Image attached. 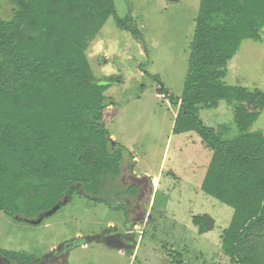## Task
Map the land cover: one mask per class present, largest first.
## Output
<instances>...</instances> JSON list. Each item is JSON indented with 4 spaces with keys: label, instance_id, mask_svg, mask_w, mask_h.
Here are the masks:
<instances>
[{
    "label": "trees",
    "instance_id": "obj_1",
    "mask_svg": "<svg viewBox=\"0 0 264 264\" xmlns=\"http://www.w3.org/2000/svg\"><path fill=\"white\" fill-rule=\"evenodd\" d=\"M10 4V16L0 18V211L30 222L75 193L100 198L106 182L120 176L125 148L104 121L110 85L96 80L86 51L111 17L121 30L141 34L131 17L117 15L115 0ZM263 30L264 0H200L182 95L154 77L175 108L173 134L195 133L213 153L201 189L234 211L221 235L234 264H264V133L249 131L264 92L225 78L242 43L261 42ZM221 101L236 105V138L222 139L200 117ZM125 192L133 196L137 188ZM206 218H193L200 234ZM0 254L11 263L34 261Z\"/></svg>",
    "mask_w": 264,
    "mask_h": 264
},
{
    "label": "rangeland",
    "instance_id": "obj_2",
    "mask_svg": "<svg viewBox=\"0 0 264 264\" xmlns=\"http://www.w3.org/2000/svg\"><path fill=\"white\" fill-rule=\"evenodd\" d=\"M199 5L115 0L117 15L131 17L140 37L111 17L86 55L96 80L110 85L104 121L111 139L125 148L121 174L106 182L100 198L75 193L39 224L0 211V251L28 256L32 264H234L221 242L234 211L201 189L213 153L195 133L173 134L175 108L154 79L182 95ZM10 10V0H0V18ZM225 82L264 92V30L261 42L242 43ZM235 107L221 101L199 114L222 139H233L239 135ZM249 131L264 133V109ZM131 187L137 188L133 196L125 192ZM204 215L213 227L200 234L193 218ZM0 264L17 263L0 254Z\"/></svg>",
    "mask_w": 264,
    "mask_h": 264
},
{
    "label": "water",
    "instance_id": "obj_3",
    "mask_svg": "<svg viewBox=\"0 0 264 264\" xmlns=\"http://www.w3.org/2000/svg\"><path fill=\"white\" fill-rule=\"evenodd\" d=\"M168 1H176V0H168ZM64 203H67L68 202V197L65 198L63 200ZM61 208V205L60 204H57L55 207H53L51 210L47 211L46 213H44L43 215H41L37 220H32L30 221V223L32 224H39L42 222V220L45 218V217H48V216H51L53 215L54 213H56L59 209ZM213 227V221L211 218L207 217L206 218V229H212ZM76 244H78V242H73L69 245H67V248H70V247H73L75 246Z\"/></svg>",
    "mask_w": 264,
    "mask_h": 264
},
{
    "label": "built area",
    "instance_id": "obj_4",
    "mask_svg": "<svg viewBox=\"0 0 264 264\" xmlns=\"http://www.w3.org/2000/svg\"><path fill=\"white\" fill-rule=\"evenodd\" d=\"M161 97H162V98H166V96H165V95H161Z\"/></svg>",
    "mask_w": 264,
    "mask_h": 264
},
{
    "label": "flooded vegetation",
    "instance_id": "obj_5",
    "mask_svg": "<svg viewBox=\"0 0 264 264\" xmlns=\"http://www.w3.org/2000/svg\"><path fill=\"white\" fill-rule=\"evenodd\" d=\"M45 261H46V259H45ZM45 261H43V262H45ZM43 262H42V263H43Z\"/></svg>",
    "mask_w": 264,
    "mask_h": 264
}]
</instances>
